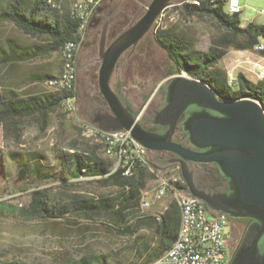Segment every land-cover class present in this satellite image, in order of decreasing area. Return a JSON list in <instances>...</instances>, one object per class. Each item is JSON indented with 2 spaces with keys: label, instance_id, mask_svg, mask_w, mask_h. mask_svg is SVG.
Instances as JSON below:
<instances>
[{
  "label": "rangeland",
  "instance_id": "374dc122",
  "mask_svg": "<svg viewBox=\"0 0 264 264\" xmlns=\"http://www.w3.org/2000/svg\"><path fill=\"white\" fill-rule=\"evenodd\" d=\"M6 1L0 0L1 4ZM54 1H56L55 8L60 9L61 5L71 7V12L76 0ZM123 1L127 3L126 8L131 10V14H125L121 29L128 26L137 12H140L139 17L142 16L151 0H103L95 18L98 20L102 18V10L107 3L110 2L111 9L116 10ZM186 1L193 2V0ZM229 1L225 8L227 12ZM238 1L242 8L240 13L242 27L250 22L264 24V0ZM175 5L163 12L155 29H172L174 33L183 35L191 41L198 51H207L215 44V41L223 40L228 35V32L213 18L206 15L188 16L180 7H174ZM155 29L145 39L144 46L148 47L149 57L169 60L155 39ZM1 33L3 36L14 35L22 42L30 41V37L12 25L1 26ZM244 42V37H238L231 44H227L226 53L219 60L216 68L227 74L228 70L238 65L235 69L236 73L242 72L250 80L257 82L264 77V69H256L254 64L260 62L264 66V58H261V54L254 49L237 47L238 44ZM262 42H264V37L259 39V43ZM60 53L53 54L54 58L48 62L41 58L39 62L28 68L50 67L53 69L58 67L57 64L62 56ZM62 61V69L57 77L64 70L63 57ZM176 75H178L177 72ZM52 86L61 92L58 87ZM41 89L45 92L55 91L46 82L43 83ZM63 107L68 112L61 109L59 113L51 114L47 130L43 132L33 121L24 126L20 136L8 135L0 125V202L26 208L34 189L50 186L56 191L61 189L71 195L86 197L111 195L117 191L116 185L103 182L101 177L82 176L71 181L60 179L59 154L61 151L68 150L69 142L74 138L79 139V146L84 150L97 148V155L109 164L111 172L115 171L119 165V153L113 150L108 151V146L98 138L97 130L90 125L83 124L76 109L73 113H69L64 104ZM34 154L36 158L32 160ZM36 159L40 161L38 173L33 171ZM29 160L33 161L30 163L32 170L22 178L19 173L20 164ZM146 166L150 172L155 174L149 179L145 189L146 199H149L152 205L146 209L140 205V211L150 215H160L164 207L165 210L167 209L170 201L174 200L178 205V197L177 194H166L163 201L154 202L155 187L164 179H172L173 183L176 178L181 181L182 176L178 168L174 166L161 167V169H157L152 163H146ZM64 183L68 184V189L63 188ZM179 194L186 193L178 189ZM129 229V232L121 234L105 221L77 216L64 219H29L7 208V210H0V264H75L82 258L92 259L91 264H142L148 254L157 248L159 239L150 226H140L133 221ZM158 257L147 264L153 263Z\"/></svg>",
  "mask_w": 264,
  "mask_h": 264
},
{
  "label": "trees",
  "instance_id": "16d2710c",
  "mask_svg": "<svg viewBox=\"0 0 264 264\" xmlns=\"http://www.w3.org/2000/svg\"><path fill=\"white\" fill-rule=\"evenodd\" d=\"M227 3L228 0H193L192 3L180 0L174 6L180 7L188 16H209L228 32L223 40L215 41L207 51L196 50L191 41L183 35L174 33L170 28L157 30L155 25V39L174 63L175 72L178 74L186 72L207 82L223 98L230 100L252 98L264 107V77L253 82L244 73L239 72L235 82H229L226 72L216 68L217 63L226 53L227 44H231L234 39L244 37L245 42L238 44L237 47L254 49L260 37H264V24L250 22L242 27L240 13H228L225 10ZM0 7H2L1 2ZM0 16L12 21L22 33L40 40L42 52L55 50L60 52L65 40H81L78 34L79 21L72 16L70 8L63 6L60 9L53 8L48 0H7L5 10ZM261 53L264 55V51ZM4 54L0 56V62H6V51ZM23 56L24 52L21 51L17 59H23ZM10 93L12 96L8 95L6 90H0V125L8 135L20 136L24 126L31 121L36 122L42 132L46 131L50 113H59L64 109L62 104L64 98L74 92L69 94L57 91L45 92L33 97L30 103L22 97L13 96V91ZM64 111L68 112L65 109ZM96 151L97 148L84 150L79 146V139H72L68 150L59 154L60 179L71 181L82 176L101 177L103 182L116 185L117 191L114 194L86 197L71 195L61 189L56 191L50 186L34 189L26 208L0 202V210L10 208L12 212L29 219H64L77 216L101 220L109 223L121 234L129 232L131 223L135 221L137 225L152 227L159 239L157 248L150 250L151 253L142 264H147L158 256L161 257L172 247L179 234L181 215L177 203L174 200L170 201L167 209L160 215H150L140 211L148 181L155 174L150 172L147 166L144 167L139 163L130 175L124 174L125 169L122 167L111 172L109 164L105 163ZM34 158H36L35 154L32 155V160ZM32 160L20 164L19 173L22 178L32 170L30 166ZM39 165L40 161L34 160L33 171L38 173ZM152 165L159 168L154 163ZM175 185H179L178 189L184 190L179 182ZM63 188L68 189V184L64 183ZM184 192L191 195L185 190ZM91 260L82 258L75 264H91Z\"/></svg>",
  "mask_w": 264,
  "mask_h": 264
},
{
  "label": "water",
  "instance_id": "95a60500",
  "mask_svg": "<svg viewBox=\"0 0 264 264\" xmlns=\"http://www.w3.org/2000/svg\"><path fill=\"white\" fill-rule=\"evenodd\" d=\"M179 1L151 0L144 14L134 15L108 47L107 29H103L99 89L112 113L99 117L100 126L92 124L105 132L130 131L147 152L174 153L176 158L160 166L180 163L189 192L202 199L212 213L252 220L229 264H264V107L252 98H223L207 82L178 74L169 79L167 103L157 114V122L170 127L164 136L148 131L137 115L127 113L112 86L125 51L148 35L163 12ZM184 113L193 148L172 140ZM190 162L217 164L228 179L227 189L198 192Z\"/></svg>",
  "mask_w": 264,
  "mask_h": 264
},
{
  "label": "flooded vegetation",
  "instance_id": "af4514ba",
  "mask_svg": "<svg viewBox=\"0 0 264 264\" xmlns=\"http://www.w3.org/2000/svg\"><path fill=\"white\" fill-rule=\"evenodd\" d=\"M126 7L127 3L123 1L116 10H112L109 2L102 10L101 19L98 20L94 16L93 19L99 27L96 34V47L87 53L83 62L79 57L77 59L79 112L82 117L90 120V122H96L100 116L112 113L99 89V71L102 64V31L104 28L107 29L106 47H108L124 30L121 29L124 16L125 14H131V10ZM148 35L135 47L129 48L122 55L113 75L112 86L117 95H119L123 105L127 108V113L137 115L143 127L148 131L165 136L169 133L170 127L159 124L157 122V114L167 103L166 87L169 79L176 75L175 65L169 58V60H163L161 57L158 59L153 56L149 57L148 47L144 46ZM79 69L81 70L79 71ZM60 91L69 94L74 92V88L72 91L63 89H60ZM68 96H74V93ZM66 99L67 97L64 98L63 104L67 103ZM65 106L69 110L68 106ZM185 119L186 113L181 116L179 123L175 127L172 140L183 146L193 148L191 137L184 126ZM148 155L150 160L159 166L166 165L176 158V155L169 151L148 152ZM189 165L193 183L198 192H223L227 189L228 179L223 175L217 164L190 162ZM171 166L178 168L182 176L180 184L186 192L191 194L183 178L181 164L175 163L166 167ZM132 173L133 170L124 172V174L128 175ZM207 209L211 215L225 218V264H229L252 220L250 218H233L229 215L215 214L209 210L208 206Z\"/></svg>",
  "mask_w": 264,
  "mask_h": 264
},
{
  "label": "built area",
  "instance_id": "2783aa9c",
  "mask_svg": "<svg viewBox=\"0 0 264 264\" xmlns=\"http://www.w3.org/2000/svg\"><path fill=\"white\" fill-rule=\"evenodd\" d=\"M49 4L55 8L56 4ZM103 0H76L72 16L79 21L78 34H84L90 26L95 14L102 5ZM242 8L238 0H230L228 4V13H241ZM82 14H90V23L81 24ZM161 19V16H160ZM158 23V21H156ZM155 23V25H156ZM81 45V44H80ZM79 48H73V40H65L60 48V52H67L71 63V74L65 76V83H57V81L47 80L50 85H58L62 88L74 87V96H67V105L69 113H73L76 109L75 103L78 100L77 95V53ZM254 51L261 53L264 51V42L258 43L254 47ZM256 69L263 70L264 66L257 62L254 64ZM238 65L228 70L227 76L229 82H235L238 73L235 69ZM186 78H194L186 72L182 73ZM102 133H107L100 130ZM111 145L114 151L119 153V167L124 168V171L136 170L137 164L146 167V163H153L148 155L147 150L134 139L130 131L125 134H116V137H111ZM115 169V170H116ZM161 169V166L159 168ZM179 185H175L172 179H164L159 182L154 189V202H161L166 198V194L178 195ZM152 202L146 199L144 195L141 202L143 209L151 207ZM185 206V205H184ZM186 207V206H185ZM165 211L163 208L162 213ZM186 235L177 236L178 250L170 261L161 264H225L226 246H225V218L215 217L211 215L207 209L205 202L199 199V202L194 204V209H187Z\"/></svg>",
  "mask_w": 264,
  "mask_h": 264
},
{
  "label": "crops",
  "instance_id": "0c3cea01",
  "mask_svg": "<svg viewBox=\"0 0 264 264\" xmlns=\"http://www.w3.org/2000/svg\"><path fill=\"white\" fill-rule=\"evenodd\" d=\"M51 2L55 3L56 1L51 0ZM5 6L6 3H2V7H0V14L5 10ZM4 24L12 25L14 26V28L16 27V25L12 21L4 18L3 16H0V56L5 55L4 51H6L7 53L6 62H0V90H6V93L11 96L12 93L10 92L13 91V96L17 95L20 98L22 97L30 103L33 97L40 96L45 93V91L41 89L43 83L46 82L45 80H49L50 78L53 79L55 76L57 77L60 74L62 69V56L60 54L61 57L57 64L58 67H55L53 69L50 67H46L44 69L28 68V66H32L36 62H39V59L41 58H44L43 60L45 62L51 61L52 58H54L52 57V55H56L57 53H59V50L42 52L39 45L41 44V41L36 37H32L27 34L24 35L30 37L29 42L19 41L14 35L11 34L3 36V34L1 33V26H3ZM98 29L99 27L93 19L90 26L85 32L84 39L82 40L77 53V59L79 57L82 62L85 60V56L87 55V53L90 50L95 49L96 47V34ZM21 51L24 52L23 59H17V55L20 54ZM260 54L261 58H264V55H262V53ZM81 69H79V71ZM48 85L55 91H57L55 87L50 84ZM75 106L77 115H79V118L83 124L90 126L93 125L92 123H94L96 126L101 125V122L98 119L96 120V122H90V120L80 115L79 99L75 103ZM53 113L57 112H51L50 115ZM50 115L48 118H50ZM96 126L93 125L92 128H94L95 130H99Z\"/></svg>",
  "mask_w": 264,
  "mask_h": 264
},
{
  "label": "bare ground",
  "instance_id": "6f19581e",
  "mask_svg": "<svg viewBox=\"0 0 264 264\" xmlns=\"http://www.w3.org/2000/svg\"><path fill=\"white\" fill-rule=\"evenodd\" d=\"M52 4H54V3H52ZM74 4H75V2L72 5L71 14L74 11ZM55 7H56V5H55ZM162 15H161V17H162ZM159 20H160V17L157 19V21H159ZM88 23H90V14H82L81 24H88ZM79 35L81 37V40L80 41L73 40V48H79L82 40L84 39V34H79ZM61 53H62V57L64 59L65 66H64V70L61 73V75L59 77H55L54 79H52L53 81H57V83H65V76H69V74H71L70 58H69L67 52H61ZM55 86L58 87L59 89H63V90H66V91H72L73 88H74V87L62 88L61 86H58V85H55ZM125 132L126 131L102 133L100 131L98 132V130H97L98 138L106 146H108V148H109L108 151L109 152H112V150H113V146L111 145V137H116V134H125ZM178 182L180 183V181L178 180V178H176L175 179V183H178ZM179 196L181 197V200L183 201V203H181V201L178 198V205H179V208H180V215H181L180 229H179L178 236H185L186 235L185 223H187L186 208L187 209H194V204L196 202H199V198H196V196L194 197L192 195H187V194H179ZM177 250H178V242L175 240V242L172 245V247L164 255H162L161 257H159L157 260H155L151 264H161V263L170 261V259H172L174 257V255L177 252Z\"/></svg>",
  "mask_w": 264,
  "mask_h": 264
}]
</instances>
